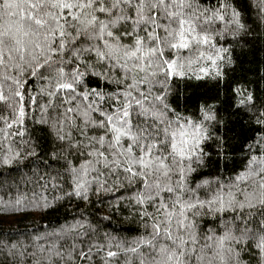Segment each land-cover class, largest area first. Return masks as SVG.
I'll return each instance as SVG.
<instances>
[{
    "label": "snow or ice",
    "instance_id": "obj_1",
    "mask_svg": "<svg viewBox=\"0 0 264 264\" xmlns=\"http://www.w3.org/2000/svg\"><path fill=\"white\" fill-rule=\"evenodd\" d=\"M252 7L264 23V0H0L5 262L250 264L255 249L264 264V90L227 75L235 60L221 43L252 31ZM205 79L216 87L197 103L200 119L182 116L176 84ZM241 113L260 135L236 171L227 154ZM17 165L31 175L13 176ZM204 168L212 178L193 186ZM21 183L31 196L11 195ZM109 196L111 213L84 215ZM73 201L83 206L71 223L24 224ZM125 210L143 231H102Z\"/></svg>",
    "mask_w": 264,
    "mask_h": 264
},
{
    "label": "trees",
    "instance_id": "obj_2",
    "mask_svg": "<svg viewBox=\"0 0 264 264\" xmlns=\"http://www.w3.org/2000/svg\"><path fill=\"white\" fill-rule=\"evenodd\" d=\"M202 3H208L209 0H201ZM212 3H215V0H211ZM247 2V0H243ZM257 9L252 7L245 11V19L250 25L252 31L249 32L246 36L240 39L239 43H234L231 37H228L226 41H221L224 47H232V54L235 60V63L232 65V68H235L236 71L233 72L230 69L228 70L227 75L232 78H239L240 82L248 88L249 91L259 92L264 90V23H261L257 19L256 15ZM248 41V43H245ZM216 87V81L211 79H205L202 81H191L187 84L185 81H179L175 86V93L179 99V107L177 111L185 117H192L193 119H200L199 113L197 111V103L203 101L205 96L213 94ZM221 89H223V81L220 84ZM221 96H223V91H221ZM175 106V105H174ZM232 119L236 121L233 126V131L229 133L232 137V143L236 148L235 152H228V162L229 165H232L234 160L236 171L243 170L244 164L246 161V153L248 152L247 145L252 143L253 140L260 135L259 126L255 124H250L248 121V116L241 113L239 116H233ZM241 145L243 147L241 148ZM205 151L211 152L213 158L215 159V152L213 150V142L208 141L205 146ZM19 172H13L12 175L19 178L20 175L28 174L31 175L29 169L23 165H17ZM221 173L222 176L226 179L229 176L234 175L231 171H224L223 162H221ZM0 171H3L0 169ZM5 175L7 173L5 172ZM215 175V174H213ZM204 178H212L210 175V169L204 168L201 169L199 174L193 175V186L195 182ZM32 185H24L21 183L19 193L15 189L12 190L11 195L15 196L18 194H26L28 196L32 195L31 189ZM40 191V189H36ZM4 195V193H0ZM51 197L52 193H48ZM112 197L109 196L106 198L104 204L97 203L93 206L87 207L85 211V216L92 215H105L111 213L113 210L107 206V201L111 200ZM95 200V197H93ZM83 206V202L73 201L70 204H65L64 207H61L55 213H49L46 217L40 218L36 217L35 221L31 218L24 221L29 228L33 226L39 227L40 231H43V226H49L50 222L52 226L57 224H64L65 221L71 223L73 217L79 218L80 216V207H77V204ZM97 209L101 211L97 213ZM108 225L107 228H103L102 231L112 232L113 235H118L131 239L132 237L138 235L137 229H140V225L136 217L132 216L129 211L125 210L122 212H115L112 215V221L109 224L108 221H104ZM210 220L206 221L204 228L212 227ZM140 231H143L140 229ZM43 243V241L41 242ZM258 254H256L255 249H248L247 253L244 255V259L250 261V264H257ZM0 264H11V261H4L3 257H0ZM27 264H32L31 259L27 261ZM122 264V261H121Z\"/></svg>",
    "mask_w": 264,
    "mask_h": 264
},
{
    "label": "clouds",
    "instance_id": "obj_3",
    "mask_svg": "<svg viewBox=\"0 0 264 264\" xmlns=\"http://www.w3.org/2000/svg\"><path fill=\"white\" fill-rule=\"evenodd\" d=\"M177 140H178V141L180 140V134H179V131L177 132Z\"/></svg>",
    "mask_w": 264,
    "mask_h": 264
}]
</instances>
